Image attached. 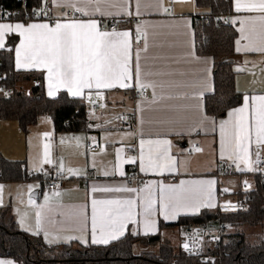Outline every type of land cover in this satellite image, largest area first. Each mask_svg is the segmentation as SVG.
Segmentation results:
<instances>
[{
  "label": "crops",
  "instance_id": "obj_1",
  "mask_svg": "<svg viewBox=\"0 0 264 264\" xmlns=\"http://www.w3.org/2000/svg\"><path fill=\"white\" fill-rule=\"evenodd\" d=\"M48 4L52 8L55 22L48 20H34L26 23H48L50 26L58 21L67 19L64 15L68 0H42V5ZM138 10L139 15H124L120 0L102 2L101 8L110 15L97 13L91 17L97 19L103 30L111 31L103 25L104 22L116 21L117 31L132 32L133 57L140 52V66L142 79L146 83L155 84L148 87L149 96L141 98L134 94L133 89H102L97 97L96 90H85L83 97H73L66 88L58 87L54 96H49V79L46 69L18 68L16 65L15 49L19 47L22 37L18 34L5 35V47L10 38L15 40L13 47L14 69L23 72H36L43 76L44 92L48 98L56 97L60 92H66L71 98H81L86 105L87 132H56L51 117L42 115L35 125L29 127L24 134L14 120L0 119V137L6 147H0V156L8 161L21 162V179L18 181L0 179V209L10 207L18 228L24 233L40 237L49 246L77 243L66 241L64 238L72 235H87L90 241L91 200L93 198L126 197L128 193H91L94 185L127 186L130 188H144L155 184L154 198L156 200L155 230L144 234L143 217L136 215L137 223L127 225L126 232L133 236H154L160 234L163 240L169 239L177 233V229H160V224H172L183 216H194L203 210L218 209L219 203L230 202L242 193L241 181L247 178L252 182L253 176L264 165L257 164L255 152L257 146L253 142L249 147V159L253 162V171H239L236 164L225 155L221 157V130L223 122L229 121L228 113L243 106L245 96L251 98L264 95V52L246 50V46H255L264 40V13L236 12L235 0H231V14L227 17L236 30L234 41L235 89L242 94L239 106L229 110L224 118L216 119L204 111V96L212 93V66L210 56H200L195 51V37L192 28L194 17L201 12L194 0H128V9L133 13ZM167 9V11H165ZM88 19V17H81ZM0 22H23L0 20ZM139 29V34H137ZM243 29V31L241 30ZM146 35V39L144 38ZM139 40L137 44L136 41ZM239 41V43H237ZM145 44L147 45L146 51ZM240 51H237V49ZM135 59H133V64ZM239 69V70H238ZM33 83H24L23 89L29 90ZM136 88H139L137 85ZM135 88V89H136ZM90 95V99L88 98ZM251 105V100L249 101ZM103 105V107H101ZM122 114L132 115L131 123H119ZM251 123V108L245 113ZM94 135V141L105 144V148L96 150L86 149L87 134ZM45 134H48L47 136ZM140 139H167L171 147L169 155L176 160L174 171L143 173L139 164H124L125 175L104 176L103 172L115 171L116 150L124 148V158L138 156ZM7 140V141H4ZM49 145L51 164L43 163L44 145ZM194 145L195 149L189 152ZM145 144V152L148 151ZM199 148L201 151H196ZM260 158H264V146L259 148ZM259 158V160H260ZM64 166L66 181L63 189L58 191H44L39 179L48 173L60 170ZM231 166L232 171L227 174L225 167ZM243 168L244 165L241 164ZM71 169L72 171H69ZM132 172L146 178V181L135 186L128 182L127 177ZM76 174L73 175L72 173ZM26 173H33L35 178L25 181ZM1 177V176H0ZM215 181L212 186L213 202L216 207H202L198 211L182 210L175 219H165L159 211V185L179 186L181 181L185 187L195 189L194 181ZM225 189L227 191H225ZM243 194V193H242ZM141 197L145 194L141 193ZM51 209L48 216L51 222L45 223L39 234H35L36 212L45 205ZM139 205V201H138ZM83 211L88 219V227L82 231L83 217L74 215ZM142 211L139 206L136 213ZM23 221V223H22ZM49 233L46 239L44 232ZM180 236V235H179ZM49 239L52 242H49ZM100 246V245H97ZM102 246V245H101ZM181 243L178 248H180ZM9 261V262H7ZM11 261V262H10ZM0 264H16L9 258L0 257Z\"/></svg>",
  "mask_w": 264,
  "mask_h": 264
},
{
  "label": "snow or ice",
  "instance_id": "obj_2",
  "mask_svg": "<svg viewBox=\"0 0 264 264\" xmlns=\"http://www.w3.org/2000/svg\"><path fill=\"white\" fill-rule=\"evenodd\" d=\"M102 2H110V0H68V6L73 9L74 13H79L88 19L77 18L73 15L56 22L54 26L48 23L0 22V48L5 47L6 34H18L22 37L19 47L15 49L16 65L18 68L46 69L49 79V96H54L58 87L66 88L73 97H83L86 89L89 92L96 90L97 97H100L102 89L134 90L137 85L141 90L148 87L155 88V84L146 83L142 79L139 63L140 52L136 51L133 57L132 32L115 29L103 30L101 23L91 18L97 13L102 16L111 14L102 10L100 6ZM120 3L124 15H139L138 4L136 12L133 13L127 7L128 0H120ZM235 11L264 13V0H235ZM33 14H44L43 9ZM64 15L67 16V13ZM139 31L137 29V34ZM144 38L146 39V35ZM136 43L138 44L139 40ZM146 49L145 44L144 50ZM246 50L264 52V40L255 46H246ZM237 51L240 49L238 48ZM133 59H135L134 64ZM88 98H91L90 95ZM250 108L251 123L245 116ZM228 116L232 119L223 122L220 126L223 149L220 155L222 158L226 155L229 160H232L239 171H253V162L249 159V147L253 142L256 144L255 162L259 164V148L264 146V95L251 98L245 96L243 106L229 112ZM145 144L149 146L147 153L144 150ZM170 147V141L167 139L147 141L140 139L138 156L127 158L122 156L125 149L118 148L115 171H104L103 175L118 173L123 177L125 172L122 165L137 163L143 173L163 174L165 171H174L176 160L169 155ZM196 151H201V149L197 148ZM42 162L45 164L53 162L47 144L44 145ZM241 164L244 165L243 168ZM60 170L64 171L62 163ZM69 171L72 170L69 169ZM191 183L198 186L195 191L185 187L186 182L184 181H181L179 186L159 185V211L165 219H175L182 210L198 211L202 207H216L212 192L215 181ZM156 187L155 184L139 189L127 186H92L90 191L93 194L128 193L129 195L116 198H93L91 200L90 241L87 235H72L64 239L69 242L75 240L82 244L90 242L92 245L107 246L125 235L128 224L137 223L136 215L143 217L145 235L154 232L155 220L152 217L157 211L154 198ZM141 193L145 195L141 197ZM47 205L48 197H45V205L40 206V211L36 212L37 231L35 234H39L45 223L51 222L48 216L51 209ZM138 206L142 209L140 213H136ZM232 207L234 206L225 205L226 209ZM74 215L83 217L82 231L86 230L89 218L83 211L74 213ZM44 235L46 239L49 238L47 231ZM49 242L52 240L49 239ZM184 248L187 249L188 245L185 244Z\"/></svg>",
  "mask_w": 264,
  "mask_h": 264
},
{
  "label": "trees",
  "instance_id": "obj_3",
  "mask_svg": "<svg viewBox=\"0 0 264 264\" xmlns=\"http://www.w3.org/2000/svg\"><path fill=\"white\" fill-rule=\"evenodd\" d=\"M194 2L201 9L192 24L195 51L197 55L213 59V91L204 96V111L221 119L242 102V94L235 89L233 70L237 34L227 23L232 12L231 0ZM41 6L42 0H0V20H45L31 11L33 7L40 10ZM2 10L14 11L15 15L3 18ZM14 45L15 40L10 38L8 48L0 50V86L12 89L9 98H0V119L16 121L24 134L42 115L51 117L57 133L87 132L83 99L71 98L66 92L48 98L42 74L14 69ZM30 82L33 83L31 88L23 89L22 85ZM21 164L0 156V179L19 181L23 174ZM253 184V189L246 192L248 209L245 211L203 210L194 216L180 217L172 224L161 223L160 229H177L182 224H206L213 219L225 223L227 228L264 224V174H255ZM243 195L238 193L236 197L242 198ZM203 253L211 259L201 261L196 255H187L163 240L160 234L133 236L129 232L107 246L77 243L49 246L40 237L20 230L10 207L0 209V257L9 258L16 264H264V239L251 243L243 233L228 234Z\"/></svg>",
  "mask_w": 264,
  "mask_h": 264
},
{
  "label": "built area",
  "instance_id": "obj_4",
  "mask_svg": "<svg viewBox=\"0 0 264 264\" xmlns=\"http://www.w3.org/2000/svg\"><path fill=\"white\" fill-rule=\"evenodd\" d=\"M41 9H43V13L40 16L48 20L50 22H55V18L53 17L52 14V8L48 4L42 5L40 10H37L36 8H32V12H40ZM67 16L66 18H70L73 15H75L77 18H81L82 16L79 13H74L73 10H67ZM1 15L3 18H8L10 16L15 15L14 11L10 10H2ZM103 25L107 27L110 30H113L116 28V22L115 21H109V22H104ZM134 94L136 96H140L141 98H147L149 96V89H143L141 90L140 88H136L133 90ZM12 94V89L9 87L5 86H0V98H9V96ZM132 121V115L128 114H122L119 117V122L120 124L127 125L131 123ZM94 135L93 134H87L86 138V149L87 150H96L98 148L103 149L105 148V144H98L95 143ZM195 149V146L192 145L189 148V152L193 151ZM259 163L261 165H264V158H260ZM232 167L227 166L225 167V171L227 174L231 173ZM260 174H264V172L261 170L259 172ZM1 176V175H0ZM35 178V175L33 173H26L24 180L29 181ZM127 180L129 183L134 184L135 186H140L142 185L145 181L146 178L143 176L139 175L136 172H132L131 174L127 177ZM39 181L41 182L42 189L44 191H58L63 189L66 181V176L64 172L61 171H55L52 173L44 174ZM247 182V183H245ZM241 192L244 194L242 198H234L230 202L226 203H219L218 209L220 211L224 212H236V211H245L248 209V196L246 192H249L250 190L253 189L252 184L248 181L247 178H244L241 181ZM225 205H232L234 207L232 208H225ZM178 234L182 237V242L180 249L186 253L187 255H196L198 256L199 260L205 261V260H210V256L204 255L203 251L207 248H211L218 244L221 241V238L225 236L226 231H227V226L225 223L219 221V220H211L210 222L206 224H182L178 228ZM187 244L188 248L185 249L184 245Z\"/></svg>",
  "mask_w": 264,
  "mask_h": 264
},
{
  "label": "rangeland",
  "instance_id": "obj_5",
  "mask_svg": "<svg viewBox=\"0 0 264 264\" xmlns=\"http://www.w3.org/2000/svg\"><path fill=\"white\" fill-rule=\"evenodd\" d=\"M4 141H7V140H4ZM0 147H6V144L1 140V137H0ZM251 184H252V182H251ZM233 233H243L247 237L248 241H250L251 243H257L258 241L264 239V224H260V225L253 226V227L252 226H246V225H242V226H239L237 228L228 227L225 235L233 234ZM164 238L169 239L170 244L175 249L178 248L180 243L182 242V237L179 236L178 232L174 233L172 237L170 236V237H164ZM7 262H9V261H7Z\"/></svg>",
  "mask_w": 264,
  "mask_h": 264
}]
</instances>
